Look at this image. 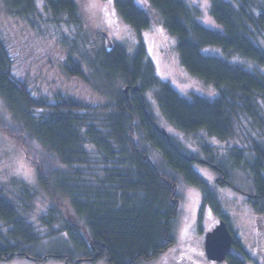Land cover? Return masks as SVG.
Listing matches in <instances>:
<instances>
[{"label": "trees", "instance_id": "trees-1", "mask_svg": "<svg viewBox=\"0 0 264 264\" xmlns=\"http://www.w3.org/2000/svg\"><path fill=\"white\" fill-rule=\"evenodd\" d=\"M3 1L14 16H37V0ZM43 1L54 20L79 25L76 0ZM113 2L138 34L151 27V17L134 0ZM149 4L163 19L168 36L176 37L182 66L191 76L212 86L214 96H182L159 78L142 43L134 55L119 45L111 52H102L98 68L110 80L124 83L114 108H91L74 100L50 103L37 98L16 78L14 52L0 37V97L30 138L71 168L89 164L90 148L94 147L107 175V180L97 187L76 179L80 172L70 176L57 171L48 173L39 167V185L46 192L48 206L37 223L27 213L35 204L34 189L22 183L20 197L10 202L0 186V222L8 226L6 234L0 233V261L15 257H31L37 262L57 258L67 264L102 259L109 264L153 261L175 244L171 229L181 204L179 176L203 190L204 205L215 204L221 211L209 184L194 168L197 157L162 133L150 112L147 96L153 93L166 120L188 134L204 130L227 141L243 123L242 118L251 127L257 123L263 130L264 0H211L206 13L224 27V32L199 24L195 19L198 10L185 0H149ZM205 48H219L225 54L218 50L221 54L207 55ZM232 57L242 61L235 62ZM65 71L72 77L84 76L82 65L72 59ZM127 87L128 95L124 93ZM134 87L140 90L135 92ZM150 145L162 153L163 163L154 162ZM232 156L235 167L253 174L254 208L263 215L264 147L255 144L249 150L234 148ZM205 161L216 165L220 175L234 185L227 166L212 156ZM36 225L46 228L49 234L42 236ZM64 236L72 245L61 252L33 255L29 251L41 241ZM235 245L242 249L239 239ZM228 260L230 264H246L239 254Z\"/></svg>", "mask_w": 264, "mask_h": 264}, {"label": "rangeland", "instance_id": "rangeland-1", "mask_svg": "<svg viewBox=\"0 0 264 264\" xmlns=\"http://www.w3.org/2000/svg\"><path fill=\"white\" fill-rule=\"evenodd\" d=\"M76 1L79 25L54 20L46 11L43 0H37L38 10L34 18L14 16L7 10L5 2L0 0V37L7 48L14 52L16 78L27 85L37 98L46 99L50 103L74 100L91 108H114L118 94L124 89V83L115 78L110 80L108 75L98 68L102 52L106 50L104 32L109 35L114 47H124L131 55H134L143 43L146 54L156 66L159 78L169 83L182 96H214L216 91L212 86L191 76L182 66L177 39L165 32L163 19L151 8L149 0H134L152 20L151 27L140 34L121 17L114 6V0ZM185 1L198 10L195 19L199 24L224 32V27L206 13L211 0ZM218 50L221 49L205 48L203 52L207 55L225 54ZM232 58L235 62L242 61L240 58ZM69 59L82 65L83 77H72L66 73ZM147 99L150 112L168 136L179 141L198 160H206L212 156L215 161L227 166L231 175L233 174L234 185L223 183V176L218 175L210 166L199 162L194 164L195 170L206 180L217 199L221 208L218 212L215 204L204 205V193L200 187L189 184L183 176H179L181 204L179 215L171 229L175 244L153 261L138 264H230V256L223 262H213L207 258L205 252L206 235L220 224V220L227 223L234 237L231 256L239 254L246 264H264V214L258 215L254 208L255 200L252 202L246 196L253 195L255 178L252 173H246L243 167H235L237 164L232 156L234 148L249 150L255 144L264 147V129L260 130L254 122L255 127H251L248 120L242 118L243 127L242 124L237 125L233 136L227 141L215 138L204 130L188 134L166 120L153 93H150ZM247 135H252L253 138ZM150 150L154 162L163 163L162 153L152 145ZM90 151L92 157L89 164L72 168L62 165L56 157L48 154L37 140L30 138L22 122L14 117L0 97V186L10 202H16L20 197L22 183L34 189L35 204L31 211L27 212L31 221L37 223L39 216L48 206L46 192L39 185V167L48 170V173L57 171L70 176L80 172V178L76 179L82 181V184L97 187L107 180L106 167L100 160L102 157L94 147H91ZM36 226L40 228L42 236L49 234L46 228ZM7 231L8 226L0 222V233L6 234ZM57 238H49L45 242L32 245L30 253L44 255L53 251L61 252L68 244L72 245L68 236ZM236 239H239L243 252L235 245ZM0 264L67 262L57 258H46L44 262H37L25 257H15L9 261H0ZM80 264L109 263L102 259Z\"/></svg>", "mask_w": 264, "mask_h": 264}, {"label": "water", "instance_id": "water-1", "mask_svg": "<svg viewBox=\"0 0 264 264\" xmlns=\"http://www.w3.org/2000/svg\"><path fill=\"white\" fill-rule=\"evenodd\" d=\"M103 36L106 40V50L111 52L114 48V43L109 37L107 33H103ZM130 87H127L124 90L125 94H129ZM140 89L137 87L133 88V91L137 92ZM162 133L168 136L165 130H162ZM199 163L204 165L211 166L212 169L216 171H220L216 165H211L209 162L205 160H198ZM223 182H227L225 177H223ZM234 244V237L231 234L227 223L225 221H221L220 224L211 232L207 233L205 240V252L207 258L213 262H223L229 256H231V249ZM28 259H33L31 257H27ZM81 262H78L80 264Z\"/></svg>", "mask_w": 264, "mask_h": 264}, {"label": "flooded vegetation", "instance_id": "flooded-vegetation-1", "mask_svg": "<svg viewBox=\"0 0 264 264\" xmlns=\"http://www.w3.org/2000/svg\"><path fill=\"white\" fill-rule=\"evenodd\" d=\"M218 175H220V173L218 171H215ZM219 180V179H218ZM224 183V182H223ZM225 184H227L228 186H230L231 184H229V182H226ZM232 186V185H231ZM248 197L249 200H251L252 202L255 200V196L253 195H246ZM221 222V220L219 221V223ZM217 227V225L215 226V228ZM214 228V229H215ZM212 229V231L214 230ZM211 232V231H210Z\"/></svg>", "mask_w": 264, "mask_h": 264}]
</instances>
